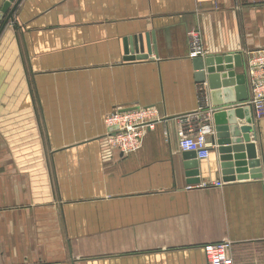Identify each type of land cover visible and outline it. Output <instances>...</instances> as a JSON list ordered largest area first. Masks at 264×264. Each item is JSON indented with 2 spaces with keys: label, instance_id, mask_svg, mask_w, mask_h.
Listing matches in <instances>:
<instances>
[{
  "label": "crops",
  "instance_id": "1",
  "mask_svg": "<svg viewBox=\"0 0 264 264\" xmlns=\"http://www.w3.org/2000/svg\"><path fill=\"white\" fill-rule=\"evenodd\" d=\"M190 31L244 74L264 49V0H22L0 36V264H207L204 247L224 241L234 264H264V117L263 177L224 182ZM146 35L156 52L126 61L128 39L148 53ZM131 109L159 121L124 154L106 119ZM188 119L214 131L210 158L192 160L200 184L179 145Z\"/></svg>",
  "mask_w": 264,
  "mask_h": 264
},
{
  "label": "water",
  "instance_id": "2",
  "mask_svg": "<svg viewBox=\"0 0 264 264\" xmlns=\"http://www.w3.org/2000/svg\"><path fill=\"white\" fill-rule=\"evenodd\" d=\"M22 0H7L0 13V36L5 28L14 21L15 12ZM154 38V37H153ZM146 35L147 54L143 37H135L125 42L126 61H142L149 59L155 52V39ZM153 39V40H152ZM197 83H208L214 105L219 108L214 112L213 119L216 135L214 144L218 146L221 172L226 183L248 179H261V161L258 159L256 142L258 128L253 108H232L235 102H247L250 91L247 75L237 74L236 68L243 67L240 55L198 58L193 60ZM236 94V96H234ZM222 97H224L222 99ZM127 111H132L127 110ZM124 111V112H127ZM238 120H245L246 125L240 126ZM117 128L109 130L116 131ZM186 161L197 160L195 152L184 153ZM186 175L194 184H200L199 162H189Z\"/></svg>",
  "mask_w": 264,
  "mask_h": 264
},
{
  "label": "built area",
  "instance_id": "3",
  "mask_svg": "<svg viewBox=\"0 0 264 264\" xmlns=\"http://www.w3.org/2000/svg\"><path fill=\"white\" fill-rule=\"evenodd\" d=\"M189 58L195 60L205 58L206 51L198 31H190ZM247 82L251 93L247 102L233 104L231 107H252L256 120L264 117V49L250 55L246 68ZM199 112L204 114L214 113L218 108L212 106L210 101V88L208 83L198 86ZM159 121L157 109H134L127 112H115L106 119L108 129L107 137L112 148L130 154L142 147L143 139L148 131L155 128ZM188 131L181 134L180 149L186 152H195L200 161L208 160L211 155L212 145L209 136L214 133L208 125L194 126L191 119L187 120ZM197 128H194V127ZM117 128L114 132L109 130ZM216 187H223V182H217ZM188 189H192L189 187ZM207 264H234L231 256V243L224 241L204 247Z\"/></svg>",
  "mask_w": 264,
  "mask_h": 264
},
{
  "label": "rangeland",
  "instance_id": "4",
  "mask_svg": "<svg viewBox=\"0 0 264 264\" xmlns=\"http://www.w3.org/2000/svg\"><path fill=\"white\" fill-rule=\"evenodd\" d=\"M194 126H197V125H194ZM194 126H193V127H194ZM194 128H197V127H194Z\"/></svg>",
  "mask_w": 264,
  "mask_h": 264
}]
</instances>
